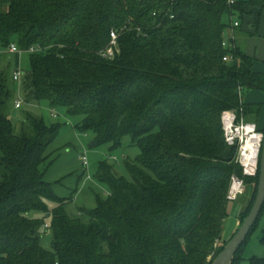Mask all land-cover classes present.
I'll use <instances>...</instances> for the list:
<instances>
[{"label":"trees","instance_id":"obj_1","mask_svg":"<svg viewBox=\"0 0 264 264\" xmlns=\"http://www.w3.org/2000/svg\"><path fill=\"white\" fill-rule=\"evenodd\" d=\"M263 10L264 0H0V47L14 43L29 61L19 84L0 71V264H211L227 243L220 239L231 175L249 187L240 224L259 175L258 160L256 175L243 176L221 115L256 118L261 104L245 103L242 92L264 94L255 58L235 40L222 48L224 18L236 15L238 30L253 15L257 28ZM112 30L118 52L106 59ZM17 85L27 103L79 116L94 145L113 150L129 137L138 147L134 160H123L127 176L99 162L96 178L108 195H96L93 209L70 215L67 199L43 179L59 123L27 112L13 132ZM32 210L50 215L51 250L40 244L46 223L28 217ZM246 241L231 264L242 260Z\"/></svg>","mask_w":264,"mask_h":264},{"label":"rangeland","instance_id":"obj_2","mask_svg":"<svg viewBox=\"0 0 264 264\" xmlns=\"http://www.w3.org/2000/svg\"><path fill=\"white\" fill-rule=\"evenodd\" d=\"M233 18L238 19L236 15ZM224 19L229 22L228 17ZM259 26L258 29L263 33L260 36L250 35L243 29H238L234 33L236 44L245 52L248 51L255 57L253 66V69L255 67V71L259 67L264 66L262 61L256 59V57L262 55L261 53L264 49L263 42H261L264 40V25L259 23ZM1 70H4L9 77H11L12 72L15 70L21 71L22 75L26 74L29 70L27 53L9 54L5 49L0 47ZM17 86L18 90L15 94V99H22V106L15 108L14 104H12L8 108V117L12 123L13 132L16 134L20 132L27 112L42 116L48 124L59 123L60 128L58 133L47 148V152L49 153L48 159L40 166L43 179L50 184L55 195L67 199L65 208L70 215H75L78 209H93L96 206V195L101 197L108 195L107 186L96 178L99 162L105 160L113 165L115 173L127 176L123 160L125 158L134 160L139 154L138 147L130 144L129 137H125L122 140L121 146L113 150H110L106 144L92 146L93 133L80 130L77 127V123L80 120L79 116H69L63 108H54V112L57 114L54 118L50 115L51 111L49 112L50 108L47 102H25L23 100V92L19 88V85ZM251 91V89H244L242 99L245 101L248 98L250 99L252 96ZM248 118L250 117L248 116ZM82 156L86 157L87 165H83ZM114 157L116 158L115 160L113 159ZM248 189L249 187H246L243 195H240L237 200L228 203L229 214L223 223L220 242L228 241L239 227L238 214L247 202ZM54 205L52 202H49V209ZM28 217L43 218L46 225L50 221L49 214L46 215L34 210L28 213ZM263 228L264 208L248 240L241 248L242 260L237 261L236 264H249L248 259L252 256L264 257V245L260 241ZM40 244L44 249L51 250V230L45 227V225L40 229Z\"/></svg>","mask_w":264,"mask_h":264},{"label":"built area","instance_id":"obj_3","mask_svg":"<svg viewBox=\"0 0 264 264\" xmlns=\"http://www.w3.org/2000/svg\"><path fill=\"white\" fill-rule=\"evenodd\" d=\"M227 4L232 5L236 0H226ZM234 15H228L229 24L224 29L223 38L221 46L224 49L233 48L234 46V33L236 28L239 27L240 21L233 18ZM110 40L108 45L101 51V56L106 59H112L116 52H118L117 47V31H110ZM31 48L29 51H33ZM6 52L9 54L21 53L20 49L11 43ZM223 61L232 60L231 55H225ZM22 73L19 70L12 72L13 81L18 84L21 81ZM22 106V99H16L14 102L15 108H20ZM50 115L54 118L57 114L54 112V108L50 109ZM222 126L224 130L225 141L229 146H237L236 163L241 167L243 176H255L258 168V160L261 149V144L263 140V133L258 129L257 125L253 122L245 121L243 117H238L237 113L233 110L226 111L221 115ZM256 136V137H253ZM253 140V144L256 148V153L254 156H248L249 148L248 142ZM116 159L115 157L113 158ZM83 165H87V159L85 156L81 157ZM252 160L254 161L252 163ZM244 192V181L243 178L232 174L230 178V185L227 191L226 198L228 201H235ZM46 227V224H45Z\"/></svg>","mask_w":264,"mask_h":264},{"label":"water","instance_id":"obj_4","mask_svg":"<svg viewBox=\"0 0 264 264\" xmlns=\"http://www.w3.org/2000/svg\"><path fill=\"white\" fill-rule=\"evenodd\" d=\"M94 145V141L91 142ZM264 204V137L260 149L259 175L255 199L248 215L237 228L234 235L227 241L220 253L211 264H231L237 250L246 241L251 229L256 223Z\"/></svg>","mask_w":264,"mask_h":264},{"label":"crops","instance_id":"obj_5","mask_svg":"<svg viewBox=\"0 0 264 264\" xmlns=\"http://www.w3.org/2000/svg\"><path fill=\"white\" fill-rule=\"evenodd\" d=\"M253 22H254V16L253 15L246 16L242 20V25H241L240 29H243L245 32H247L250 35H259V36L260 35H263V33H261L260 29H258V27H260V26L258 25V27L255 28L253 26ZM259 23L260 24L262 23V25H264V10H263V12L261 14L260 22ZM259 41H261V40H259ZM261 42H263V47H264V40H262ZM246 53L248 55H250L251 57H254L248 51ZM261 54L262 55H259L258 56L259 58L256 57V59L257 60L259 59L260 61H262L263 62V65H264V49L262 50V53ZM253 66H254V63H253ZM254 69H255V67H254ZM259 70H261V71H259ZM257 71L264 73V66L263 67L262 66L259 67V69ZM251 93H252L251 98L250 99L248 98L246 101L244 100V102L251 103V104L260 103L261 104V109H260L259 115L255 119H252V118L249 119V122H253V123H255L257 125L258 128H262L264 126V94L260 93L257 90H252ZM50 109H49V112H50Z\"/></svg>","mask_w":264,"mask_h":264},{"label":"bare ground","instance_id":"obj_6","mask_svg":"<svg viewBox=\"0 0 264 264\" xmlns=\"http://www.w3.org/2000/svg\"><path fill=\"white\" fill-rule=\"evenodd\" d=\"M253 137H256V136H253ZM248 148H249V154H248V156H254L255 155V151H256V148H255V146H254V144H253V140H250L249 142H248ZM254 161L252 160V163H253Z\"/></svg>","mask_w":264,"mask_h":264}]
</instances>
